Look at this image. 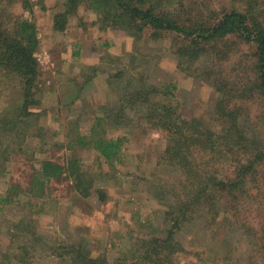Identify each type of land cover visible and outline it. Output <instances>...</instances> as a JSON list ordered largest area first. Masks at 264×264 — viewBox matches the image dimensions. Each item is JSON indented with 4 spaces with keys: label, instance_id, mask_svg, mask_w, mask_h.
Returning <instances> with one entry per match:
<instances>
[{
    "label": "rangeland",
    "instance_id": "rangeland-1",
    "mask_svg": "<svg viewBox=\"0 0 264 264\" xmlns=\"http://www.w3.org/2000/svg\"><path fill=\"white\" fill-rule=\"evenodd\" d=\"M84 1L73 5L64 30H56L54 15L69 8L66 0H0L4 31L17 32L25 20L33 24L28 30L37 38L33 55L39 68L35 103L28 106L36 114L27 127L7 133L0 130V192L12 183L26 187L40 160L65 164L70 157L79 160L93 188H99L83 197L61 175L47 182L38 208H31L27 194L21 195L0 214V248L19 254L22 260L13 264H78L64 252L66 246L80 244H86L92 256L105 254L107 264H115L120 257L130 261L135 248L147 249L152 258L160 250L164 254L158 256L160 261L172 251V264H264V229H260L264 228V172L259 182L247 178L238 215L224 210L227 205L223 204L213 217L198 216L182 223L165 244L160 238L166 237L172 224L166 210L180 172L159 160L167 133L146 122V106L126 110L118 129L107 124V136L124 137L120 162L110 165L94 148L75 143V136L86 134L96 116H104L109 109L115 112L118 97L140 86L141 74L147 84L168 87L165 98L175 103L178 113L206 121L207 129L220 128L211 125L210 114L223 94L233 105L239 103L237 112L242 108L249 114L245 122L251 131L264 129V96L238 93L253 76L255 48L231 35L222 41H203L196 60L189 57L191 61L179 62L180 46L174 34L143 27L132 36L124 26L104 24L93 0ZM181 1L188 2L182 8L192 10L188 15L216 20L224 9L239 10L247 0ZM247 2L264 18V0ZM166 3L164 8L178 4ZM17 82L0 68V116H7V108L20 99ZM219 82L233 90L220 93L213 85ZM102 106L107 109L102 111ZM200 146L197 152L206 144ZM235 150V157L218 160L222 164L209 161L205 166L234 176L238 158L246 156L243 145ZM188 181L186 176L182 184L188 186ZM241 223L246 225L244 230ZM168 248L172 249L165 254Z\"/></svg>",
    "mask_w": 264,
    "mask_h": 264
},
{
    "label": "trees",
    "instance_id": "trees-1",
    "mask_svg": "<svg viewBox=\"0 0 264 264\" xmlns=\"http://www.w3.org/2000/svg\"><path fill=\"white\" fill-rule=\"evenodd\" d=\"M83 1L66 0L69 8L54 15L53 28L64 30L69 13L75 8L73 5ZM168 1L93 0L92 2L94 8L102 12L104 24L124 26L132 36L135 31H141L143 27H149L154 32L166 31L174 34L180 46L177 51L179 62L196 60L202 52L203 41L210 42L217 38H221L222 41L232 35L239 39L241 44H251L255 48L253 76L243 88L238 89V93L240 96L245 94L250 97L256 94L264 96V18L258 17L259 9H255L247 0L245 6H240L239 10L224 9L222 14L213 20L211 17L202 18L198 16L199 14L198 17L188 15L192 10L182 8L188 3L186 1L174 0L178 4L164 8L163 4L168 6L169 4L166 3ZM88 3L91 5L90 2ZM29 28H33V24L26 20L18 24L17 32L13 34L0 27V68L18 79L20 98L12 107L7 108V116L3 114L0 116V130L5 133L9 130L15 132L22 125L27 127L30 117L36 114L28 106L35 103L34 81L39 68L33 51L36 50L38 43L35 33L29 31ZM210 75L209 72L206 77ZM142 77L141 74L139 87L134 88L128 95L123 93L118 97L119 104L115 112L111 113L109 109L104 116H96L86 134L80 133L75 136V143L94 148L110 165L114 161L120 162L124 137L107 136L109 133L107 124H113L114 130L118 129L117 125L125 119L126 110L134 109L138 104L146 106V122L149 121L150 124L166 130L167 133V140L159 160L180 172V180L176 183L178 186L173 188L166 210V215L172 224L166 237L160 238L162 243L167 244L174 238L175 230L180 228L182 223L193 221L198 216L213 217L221 210L223 204L227 205V209L223 208L224 210H233L235 211L233 213L239 214L238 203L246 194L247 178L251 176L254 181L259 182L264 172L262 167L264 166V129L254 128L252 129L254 131H251L245 122H248L249 114L244 109L242 112V108L241 113L237 112L235 109L241 106L236 102L233 105L226 94L220 96L210 114L211 125H220L219 130L207 129L204 127L206 121L200 118L186 119L178 113L175 103L165 98L166 92L170 90L168 87L147 84ZM213 85L220 93L233 90L223 82ZM101 109L103 111L107 108L102 106ZM37 116L34 117L36 120ZM71 142L73 143L72 140ZM201 144L206 146L197 152L196 147H201ZM242 145L246 150V156L238 158L239 168L233 172L234 176H230L228 172L223 176L213 168L205 166V162L212 161L218 165L221 163L218 160L230 157L232 154L235 157L237 152L235 148ZM38 163L39 165L32 170L26 187L12 183L3 193L0 192V214L7 207L17 203L24 194L28 195L31 208H38L41 198L46 195L47 182L61 175L67 177L73 189L83 197L90 195L92 189L99 191V188H93V182L75 157L67 159L65 164L50 159H42ZM0 173H3L1 168ZM186 176L191 179V183L188 181V186L187 183L182 184ZM32 198L35 200L31 201ZM19 223L22 224V221ZM240 225L244 230L245 223ZM262 227H260L261 231L264 229ZM148 240L152 242L154 239ZM170 249L172 248L164 249L165 254ZM0 250V264H13L12 261L18 258L22 260L17 252L11 254L8 247ZM137 251L139 248H135L130 261L120 257L115 264H172L170 258L172 251L163 261L158 259V256L164 255L160 250L155 252L154 258L153 255H148L147 249L140 250L139 253ZM64 253H68L74 263L107 264L105 254L92 256L86 244L68 245Z\"/></svg>",
    "mask_w": 264,
    "mask_h": 264
}]
</instances>
